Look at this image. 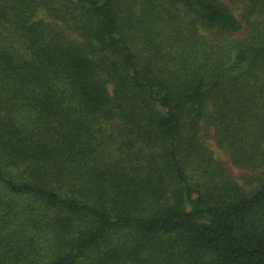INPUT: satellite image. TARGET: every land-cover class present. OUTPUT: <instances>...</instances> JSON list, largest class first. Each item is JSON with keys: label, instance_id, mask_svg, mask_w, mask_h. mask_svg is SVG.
Instances as JSON below:
<instances>
[{"label": "trees", "instance_id": "obj_1", "mask_svg": "<svg viewBox=\"0 0 264 264\" xmlns=\"http://www.w3.org/2000/svg\"><path fill=\"white\" fill-rule=\"evenodd\" d=\"M0 264H264V0H0Z\"/></svg>", "mask_w": 264, "mask_h": 264}, {"label": "rangeland", "instance_id": "obj_2", "mask_svg": "<svg viewBox=\"0 0 264 264\" xmlns=\"http://www.w3.org/2000/svg\"><path fill=\"white\" fill-rule=\"evenodd\" d=\"M213 147H214V145H213ZM215 148V147H214ZM217 156L224 162V163H226L228 166H229V168H230V170L232 171V173H234L235 175H238V176H240V175H243V174H249L246 170H243V169H241V168H238V167H235V166H232L231 165V163H230V161H229V159H228V157L225 155V154H222V152H220V151H217Z\"/></svg>", "mask_w": 264, "mask_h": 264}]
</instances>
